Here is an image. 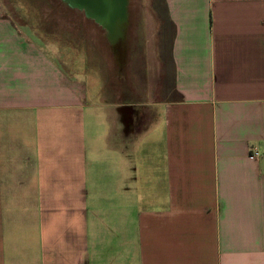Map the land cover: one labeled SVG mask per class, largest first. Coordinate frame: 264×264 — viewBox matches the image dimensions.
Wrapping results in <instances>:
<instances>
[{
  "label": "crops",
  "instance_id": "crops-1",
  "mask_svg": "<svg viewBox=\"0 0 264 264\" xmlns=\"http://www.w3.org/2000/svg\"><path fill=\"white\" fill-rule=\"evenodd\" d=\"M3 3L0 264H264V0H156L135 48L94 19V104Z\"/></svg>",
  "mask_w": 264,
  "mask_h": 264
},
{
  "label": "rangeland",
  "instance_id": "rangeland-1",
  "mask_svg": "<svg viewBox=\"0 0 264 264\" xmlns=\"http://www.w3.org/2000/svg\"><path fill=\"white\" fill-rule=\"evenodd\" d=\"M2 1L4 10L12 12L13 16L19 19V24L27 25L32 33L47 44L54 58L68 73L80 77L87 84V102L94 104V82H97L96 89L102 96H105L108 87L121 91L124 86H127L122 83L125 77L118 76L117 69L122 67H117L116 63L117 69L112 68L113 63L110 58L113 55L109 52L107 32L102 30L101 26H96L94 19L100 22L98 18L93 14L90 16L76 0ZM155 1L126 0L127 14L137 19H132L129 30L127 27L124 28L127 19H124L125 22L118 21L116 24L118 29H115L113 34L115 43L117 40L121 41V36L126 34L130 40V47L136 45L135 40L141 36L139 16H142L146 10H155ZM109 34L112 35V32ZM118 35H120L119 39ZM117 53L119 54L118 51ZM107 59L111 67L109 69L106 67ZM107 70L110 71L107 72Z\"/></svg>",
  "mask_w": 264,
  "mask_h": 264
},
{
  "label": "water",
  "instance_id": "water-1",
  "mask_svg": "<svg viewBox=\"0 0 264 264\" xmlns=\"http://www.w3.org/2000/svg\"><path fill=\"white\" fill-rule=\"evenodd\" d=\"M85 8L88 14L94 15L107 27H113L124 18L126 12V0H76Z\"/></svg>",
  "mask_w": 264,
  "mask_h": 264
},
{
  "label": "built area",
  "instance_id": "built-area-1",
  "mask_svg": "<svg viewBox=\"0 0 264 264\" xmlns=\"http://www.w3.org/2000/svg\"><path fill=\"white\" fill-rule=\"evenodd\" d=\"M258 156H260V153H259L258 151H254V152L252 153V157H253V158H257Z\"/></svg>",
  "mask_w": 264,
  "mask_h": 264
},
{
  "label": "bare ground",
  "instance_id": "bare-ground-1",
  "mask_svg": "<svg viewBox=\"0 0 264 264\" xmlns=\"http://www.w3.org/2000/svg\"><path fill=\"white\" fill-rule=\"evenodd\" d=\"M77 11H78V10H77ZM79 13H80V12H79ZM81 14H82V13H81ZM97 24H98V23H97ZM113 27H114V26H113ZM113 27H112V28H113ZM98 29H100V28L98 27ZM103 30H104V29H103ZM104 32H105V31H104ZM106 40H107V39H106ZM107 47H108V46H107ZM124 47H125V46H124Z\"/></svg>",
  "mask_w": 264,
  "mask_h": 264
}]
</instances>
